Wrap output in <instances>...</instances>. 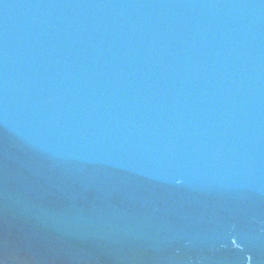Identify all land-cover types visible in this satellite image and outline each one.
<instances>
[{
	"label": "water",
	"instance_id": "1",
	"mask_svg": "<svg viewBox=\"0 0 264 264\" xmlns=\"http://www.w3.org/2000/svg\"><path fill=\"white\" fill-rule=\"evenodd\" d=\"M0 264H264V0H0Z\"/></svg>",
	"mask_w": 264,
	"mask_h": 264
}]
</instances>
